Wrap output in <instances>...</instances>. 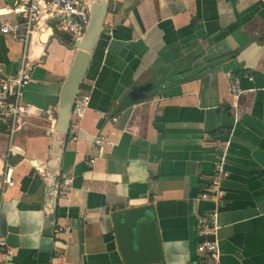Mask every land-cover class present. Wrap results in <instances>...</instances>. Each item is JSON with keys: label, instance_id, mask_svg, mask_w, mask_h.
Segmentation results:
<instances>
[{"label": "crops", "instance_id": "obj_1", "mask_svg": "<svg viewBox=\"0 0 264 264\" xmlns=\"http://www.w3.org/2000/svg\"><path fill=\"white\" fill-rule=\"evenodd\" d=\"M14 2L0 0V21L18 19ZM74 41L53 22L27 44L0 32V81L26 63L24 101L56 110L13 133L0 123V173L14 168V186H0L11 262L125 264L111 214L149 206L161 258L147 264H264V0H108L78 92L89 103L58 164L68 196H58L52 219L45 178ZM144 84L146 98L132 101ZM98 136L106 141L95 146ZM218 160L229 175L216 262L198 252L196 225L215 208L200 194Z\"/></svg>", "mask_w": 264, "mask_h": 264}, {"label": "built area", "instance_id": "obj_2", "mask_svg": "<svg viewBox=\"0 0 264 264\" xmlns=\"http://www.w3.org/2000/svg\"><path fill=\"white\" fill-rule=\"evenodd\" d=\"M11 13L18 15L12 22L0 21V32L14 37L17 41L27 44L33 35L42 33L48 28L49 22L60 30L69 33L74 40L79 39L89 23L90 15L85 0H15ZM30 67L23 63L14 76L0 81V123L6 126L10 133L15 132L29 117L39 115L42 111L48 116L56 115L55 108L45 110L36 108L24 101L23 91L32 81L29 74ZM230 92L236 98L242 92L238 79L230 82ZM89 103V96L78 93L70 118V126L76 125L82 117ZM235 106V101H233ZM106 141L104 136L94 140L95 146ZM90 162H93L91 159ZM14 168L6 163L0 173L1 193L15 184L13 178ZM222 160L214 163L210 181L200 198L214 203L215 208L207 214L199 216L196 233L199 238L197 250L206 254L213 261L220 257V242L218 238V209L224 203V190L222 182L228 177ZM70 178L62 176L59 184L58 196L66 198L69 192ZM69 226L58 228L57 231H68ZM11 251L8 249L4 236L0 234V264H13L10 260Z\"/></svg>", "mask_w": 264, "mask_h": 264}, {"label": "water", "instance_id": "obj_3", "mask_svg": "<svg viewBox=\"0 0 264 264\" xmlns=\"http://www.w3.org/2000/svg\"><path fill=\"white\" fill-rule=\"evenodd\" d=\"M90 20L84 34L74 41L77 49L72 65L60 91L55 143L45 182L50 190L44 211L55 217L58 202L59 160L69 133L70 118L74 101L96 44L108 8V0H86ZM45 38V37H43ZM151 84L136 87L130 93L132 101L146 98ZM118 250L125 264H147L161 258L156 225L152 220L149 206L122 208L111 214Z\"/></svg>", "mask_w": 264, "mask_h": 264}]
</instances>
